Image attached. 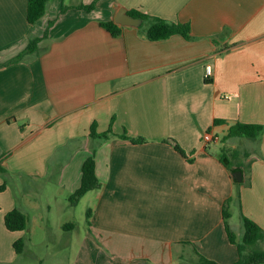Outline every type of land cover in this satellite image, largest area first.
<instances>
[{
	"label": "crops",
	"instance_id": "crops-1",
	"mask_svg": "<svg viewBox=\"0 0 264 264\" xmlns=\"http://www.w3.org/2000/svg\"><path fill=\"white\" fill-rule=\"evenodd\" d=\"M28 2L0 0V64L48 32L0 67V264L17 261L23 234L5 226L19 208L14 179L54 178L74 193L93 153L101 188L85 195L86 264H236L224 212L238 242L242 215L264 230V133L228 138L237 124L264 126V0H50L33 25ZM121 8L187 24L192 39L149 41L146 26L114 37L101 23ZM94 124L113 134L91 138ZM222 160L247 185L239 198Z\"/></svg>",
	"mask_w": 264,
	"mask_h": 264
},
{
	"label": "rangeland",
	"instance_id": "rangeland-1",
	"mask_svg": "<svg viewBox=\"0 0 264 264\" xmlns=\"http://www.w3.org/2000/svg\"><path fill=\"white\" fill-rule=\"evenodd\" d=\"M147 24L145 23V26ZM232 165L231 153L223 151ZM230 154V155H229ZM246 183L237 184V193ZM12 187L17 196L18 209L28 219L27 229L18 238L25 247L13 264H86V212L95 204L94 193L83 197L75 206L70 193L59 186L58 179L24 180L16 178ZM236 193V194H237ZM232 223L239 221V210L232 207ZM264 249V242L261 244Z\"/></svg>",
	"mask_w": 264,
	"mask_h": 264
},
{
	"label": "trees",
	"instance_id": "trees-1",
	"mask_svg": "<svg viewBox=\"0 0 264 264\" xmlns=\"http://www.w3.org/2000/svg\"><path fill=\"white\" fill-rule=\"evenodd\" d=\"M50 0H29L28 2V9H27V20L28 23L33 25L42 19L48 8ZM95 4L93 3L89 6H82L81 9H85L87 11H92L95 9ZM130 16L134 18H140L145 21L147 24L145 29L146 37L149 41H162L171 38L172 36H182L186 40H191V30L189 25L181 24V23H171L166 20L150 17L148 15L139 13V12H132ZM101 26L107 30L112 36L117 37L121 34V28L118 27L113 22H103ZM48 32L45 33L43 38H36L30 41L29 45L27 46L26 50L19 54L14 59L7 61L6 63L0 64V67L18 63L23 60L25 54L36 53L38 50L39 43L44 39L47 38ZM207 83H211V81H207ZM264 133V126L262 125H247V124H237L230 128L228 132V138L232 137H244L248 139H258ZM113 134L112 130L99 134L96 131V124L91 127L90 136L93 139H102L107 140L109 136ZM121 138L126 140H131L133 143H144L145 139H130L125 134L121 136ZM173 143L172 141H169ZM174 144V143H173ZM175 149L181 155H185L183 150L175 145ZM95 154L93 153L90 157H88L82 166V177H81V185L79 189H77L72 196L70 197L71 203L77 206L83 197L86 194L92 191L99 190L101 188V183L99 182L96 172H95ZM227 161V157L225 158ZM227 169L229 170L231 177L234 179V175L238 172L235 169H232L231 166L225 161L222 160ZM3 173L4 171L1 170ZM5 182L3 185L0 186V193L4 192L8 185V176L4 175ZM236 197L239 198L240 194L237 193ZM88 217L89 213H88ZM231 216L226 210L224 212V222H225V230L229 241L231 244L236 245L238 251V260L236 264H264V249L261 248V244L264 242V230L259 227L255 222L252 220L244 217L242 215V226H243V237L240 242L237 241V237L235 233L232 231L229 220ZM28 219L26 215L15 208L14 210L10 211L5 216V226L8 231L10 232H23L27 229ZM14 250L17 255L23 253L25 242L23 239L17 240L14 245ZM197 264H218L216 262L210 261L204 258L201 255L197 257Z\"/></svg>",
	"mask_w": 264,
	"mask_h": 264
},
{
	"label": "water",
	"instance_id": "water-1",
	"mask_svg": "<svg viewBox=\"0 0 264 264\" xmlns=\"http://www.w3.org/2000/svg\"><path fill=\"white\" fill-rule=\"evenodd\" d=\"M115 24L121 28H133V29H142L145 27V21L140 18H134L130 16L125 8H121L116 17ZM235 180L240 183L242 181V175L240 172L236 173Z\"/></svg>",
	"mask_w": 264,
	"mask_h": 264
},
{
	"label": "built area",
	"instance_id": "built-area-1",
	"mask_svg": "<svg viewBox=\"0 0 264 264\" xmlns=\"http://www.w3.org/2000/svg\"><path fill=\"white\" fill-rule=\"evenodd\" d=\"M206 76H207V79H211V77L213 76L212 69L210 66H207L206 68ZM203 140L206 144H208L214 141H219V137L216 135H212L210 133H206L203 137Z\"/></svg>",
	"mask_w": 264,
	"mask_h": 264
}]
</instances>
